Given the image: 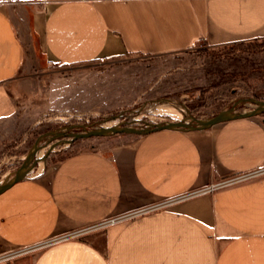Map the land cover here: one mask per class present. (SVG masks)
Returning a JSON list of instances; mask_svg holds the SVG:
<instances>
[{"label": "crops", "instance_id": "0c3cea01", "mask_svg": "<svg viewBox=\"0 0 264 264\" xmlns=\"http://www.w3.org/2000/svg\"><path fill=\"white\" fill-rule=\"evenodd\" d=\"M27 14L66 66L264 38V0H0V113ZM85 74L53 76L48 106L87 108ZM102 140L0 190V256L109 222L0 264H264V174L218 186L264 167L263 117Z\"/></svg>", "mask_w": 264, "mask_h": 264}, {"label": "rangeland", "instance_id": "374dc122", "mask_svg": "<svg viewBox=\"0 0 264 264\" xmlns=\"http://www.w3.org/2000/svg\"><path fill=\"white\" fill-rule=\"evenodd\" d=\"M23 23L31 33L26 37L25 65L20 78L2 89L9 97L3 106L9 107L10 100L13 106L0 113V185L37 174L102 139L138 135L128 130L171 121L199 125L243 112L264 118V38L212 47L200 42L176 54L101 58L66 66L46 54L43 40L33 32L31 14ZM82 72L91 82L92 103L83 110L51 109L47 91L53 76ZM161 104L179 112L167 114L158 108ZM103 128L128 132L75 138Z\"/></svg>", "mask_w": 264, "mask_h": 264}, {"label": "water", "instance_id": "95a60500", "mask_svg": "<svg viewBox=\"0 0 264 264\" xmlns=\"http://www.w3.org/2000/svg\"><path fill=\"white\" fill-rule=\"evenodd\" d=\"M260 104L262 105V107L264 108V102H260ZM257 112H243L242 114H238V115H231L229 117H232V116H244V115H254L256 114ZM229 117H223V116H217L215 118H212L210 120H203V121H200L201 123L199 125H193V124H190V123H187L185 121H171V122H165L163 124H158L156 127L154 128H151V129H148V128H142L141 130H128V131H131V132H135V133H138V134H142V133H146V132H150V131H153V130H157V128H171V127H184V128H204V127H207V126H210L212 124H215L216 121H220V120H223V119H226V118H229ZM128 132L127 130H120L118 128H103L102 130H99V131H94V132H84V133H78L75 135V138H78V137H84V136H90L92 134H104V133H113V132ZM23 177L22 176H18L16 178H14L12 181L8 182V183H5V184H2L0 185V190L6 188L8 185L12 184L13 182L17 181V180H20L22 179Z\"/></svg>", "mask_w": 264, "mask_h": 264}, {"label": "built area", "instance_id": "2783aa9c", "mask_svg": "<svg viewBox=\"0 0 264 264\" xmlns=\"http://www.w3.org/2000/svg\"><path fill=\"white\" fill-rule=\"evenodd\" d=\"M260 174H264V167H262V168H260V169H258L256 171L247 172L246 174L233 177L229 181H224V182L218 183V186H225V185L231 184L232 182L245 181L248 178H253V177H256V176H260ZM186 196H188V195H185V197ZM108 222L109 221H105V222H102L101 224H96V225L88 226V228H86V229L79 230V231H77V232H75L73 234H68V235L60 236L59 238L73 236L75 234H79L81 232L88 231L89 229H93L95 227L102 226L103 224H107ZM59 238L58 239H49V240H46V241H44L42 243H38V244L31 245L30 247H24V248L16 249V251H13V252H10V253L2 254L0 256V262H2L4 260L11 259V258H14V257H16V255H19V254H22V253H26V252H30V250H36V249L45 247V245H47L51 241H53V240H59Z\"/></svg>", "mask_w": 264, "mask_h": 264}, {"label": "bare ground", "instance_id": "6f19581e", "mask_svg": "<svg viewBox=\"0 0 264 264\" xmlns=\"http://www.w3.org/2000/svg\"><path fill=\"white\" fill-rule=\"evenodd\" d=\"M160 110H162L163 112H166L167 114H177L179 111L177 108H175L174 106L172 105H167V104H161L159 107H158Z\"/></svg>", "mask_w": 264, "mask_h": 264}]
</instances>
